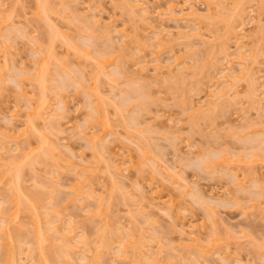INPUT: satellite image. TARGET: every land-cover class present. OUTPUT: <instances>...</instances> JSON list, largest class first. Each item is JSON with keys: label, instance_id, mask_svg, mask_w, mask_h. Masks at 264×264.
<instances>
[{"label": "rangeland", "instance_id": "1", "mask_svg": "<svg viewBox=\"0 0 264 264\" xmlns=\"http://www.w3.org/2000/svg\"><path fill=\"white\" fill-rule=\"evenodd\" d=\"M126 1L0 0V264H264V0Z\"/></svg>", "mask_w": 264, "mask_h": 264}, {"label": "bare ground", "instance_id": "2", "mask_svg": "<svg viewBox=\"0 0 264 264\" xmlns=\"http://www.w3.org/2000/svg\"><path fill=\"white\" fill-rule=\"evenodd\" d=\"M131 1H132V0H131ZM242 1H244V0H241V2H240V1L237 2L238 4H236L237 8H236V6H235V8H236V9H235V13L238 12V14H240V13H241V12H240V9H241V10L244 9V8L242 9V7H243V2H242ZM127 2L130 3V4H128ZM132 2H133V1H132ZM137 3H138V2H137ZM137 3L134 4V2H133V4H132V3L130 2V0L126 1V4H127L129 7H130V6L133 7V6L139 5V4H137ZM240 3H241V4H240ZM126 4H125V5H126ZM175 4H176V3H175ZM175 4L172 3L171 6H170V8H171L174 12H175V7H178V6H179V9H180L181 6H182V5H178V4L175 5ZM185 4H186V3H185ZM177 5H178V6H177ZM193 5H194V4H193ZM240 5H241V6H240ZM183 6H184V5H183ZM41 7H42L43 9H47L46 13L48 12L49 7H48L46 4H45V6L43 5V6H41ZM41 7H40V8H41ZM190 7L193 8L192 6H190ZM238 8H240V9L238 10ZM133 9H134V8H133ZM195 9H196V8H195ZM195 9L193 8V9L191 10L192 12H190L189 14H191L192 16H196V15L198 16V14H197L198 12H197ZM130 10H131V7H130ZM176 10H177V9H176ZM181 10L183 11V10H184V7H183L182 9H180V11H181ZM236 10H237V12H236ZM182 11H181V12H182ZM43 12H45V11H43ZM183 12H184V11H183ZM239 12H240V13H239ZM39 13L41 14V10H39ZM186 14H187V13H186ZM194 14H195V15H194ZM240 15H241V14H240ZM42 17H44L43 13H42ZM143 17L145 18L146 16H143ZM98 22H99V21H96L95 23L97 24ZM96 24H95V25H96ZM99 24H100V22H99ZM56 25H57L56 23H55V24H53V23L51 24V27H52V29H53L54 31H56V29L58 30V28H59L58 25H57L58 28H56V27H55ZM232 25H233L232 23L228 24V31H230L231 29H233L232 27H233L234 25H233V26H232ZM97 26H98V25H97ZM97 26H96V27H97ZM102 27H103L104 29H103ZM55 28H56V29H55ZM101 28H102V30H100V31H101L102 33L104 32L101 36H103V37L105 36V37H104L105 39H110V38L112 37L111 35H112L113 30H112V32H111V29H109V31L111 32V33H110L111 35H110V34H109V31H108L109 26H108V27H106V26H105V27H104V26H101L100 29H101ZM105 28H106V29H105ZM199 29H200V28H199ZM94 30H95L94 32H96V29H94ZM103 30H107V31H103ZM58 31H59V30H58ZM0 32H1V31H0ZM106 32L108 33V35L105 34ZM183 32H184V31H180V32H179V34H181V35H179V36H181V37H179V38L184 37L185 39H187L186 36L189 37V36L192 34V33H191V34H186V33H187L186 31H185L184 34H183ZM189 33H190V31H189ZM169 34H170V33H169ZM109 35H110L111 37H109ZM182 35H183V36H182ZM195 35H196V34H195ZM107 36H108V38H107ZM192 36H193V35H191L190 37H192ZM50 38H51V40H52V36H51ZM184 38H183V39H184ZM239 42H240V43H239ZM238 43L240 44V45H239V48H240V47L244 48V46H245L244 42H241V41L238 39ZM224 44H225V43H224ZM245 47H246V46H245ZM225 49H226V50H225ZM223 50H224V51H227V50H228L227 53H226L225 55L231 57V56H230L231 53L229 52V51H230V50H229V47L226 48V45H225V48H224ZM248 51H249V48L244 49V51H241V50L238 51V52H239V55L237 56L238 58H236V60L241 64V66H243V68L241 67V68H242L241 71L246 70V71H244L245 74L248 72L247 70H249V67H248V69H247V67H246V66H249V65H248V62H246V61H247V59H246L247 56H245V55L247 54ZM224 53H225V52H224ZM245 53H246V54H245ZM248 53H249V52H248ZM226 56H225V57H226ZM106 59H108V60H106ZM106 59H105L106 62H108L109 64L114 63L113 61L110 62L109 58H106ZM232 59H234V58H232ZM6 60H8L7 57H6ZM6 60H3V61L8 62V61H6ZM234 60H235V59H234ZM227 61H228V59H227ZM98 62H99V60H98ZM232 62H233V61H232ZM99 63H100V62H99ZM246 63H247V65H245ZM159 64H160V62H159ZM168 64H169V63H168ZM226 64H227V63H226ZM243 64H244L245 66H244ZM98 65H100V64H98ZM107 65H108V64H107ZM231 65H232V64H231ZM4 66H5V65H4ZM167 66L170 67L169 65H167ZM100 67H101V66H100ZM152 67H153V66H152ZM159 67L163 68V66H161V64L158 65V63H156V65L154 66V69H157V68H158V70L161 69V68H159ZM226 67H228V66H227V65L225 66V70H224V72L229 71V73L226 72L225 77H228V78L230 79V78H232V77L234 76L233 78L235 79V78H236V75L233 74V73H235V72H234L235 69H234V71L232 70V71L230 72V69H231V68L229 69V67H228V68H226ZM232 67H233V65H232ZM245 67H246V68H245ZM44 68L46 69V71L43 72L42 69H39V70H38V74H36V77H38L39 80H42L41 83H43V84L45 85L44 82H46V80H45L46 78H45L44 76L46 75L47 71H49V70H48L49 68H48V67H44ZM241 68H240V69H241ZM97 69H98L97 71H99V72L101 71V73L105 71V70L103 71V68H102V69L100 68L101 70H99V66H97ZM104 69H105V68H104ZM40 70H42V71L39 72ZM144 70H145V69H144ZM42 72H43V73H42ZM232 72H233V73H232ZM249 72H251V71L249 70ZM49 73H50V72H49ZM230 73H232V74H230ZM241 73H242V72H241ZM39 74H42V76H40ZM247 74H248V73H247ZM249 74H251V73H249ZM253 74H254V73H253ZM49 75H50V74H49ZM231 75H232V76H231ZM39 76H40V77H39ZM230 76H231V77H230ZM42 77H44V78H42ZM237 77H238V76H237ZM40 78H41V79H40ZM251 78H252V77H251ZM253 78H254V76H253ZM253 78H252V81L254 80ZM48 79H49V78H48ZM51 79H52V78H51ZM231 80H232V79H231ZM255 81H256V80H254L253 82L256 83ZM228 82H229V81H228ZM253 82H252V83H253ZM218 83H219V82H218ZM221 83H222V82H221ZM252 83H251V84H252ZM254 83L252 84L251 87H254V86L256 87V84H254ZM43 84H42V86H43ZM253 85H254V86H253ZM221 86H222V85H221ZM221 86H220V87H221ZM228 86L232 87V84H230V85L228 84ZM92 89H93V91H94V90L96 91V88H95V87L92 88ZM219 89H220V88H219ZM224 89H226V90L229 92V89H230V88H229V87L227 88V86H225ZM224 89H223V90H224ZM253 90L256 91V88H254ZM220 92H221V93H220ZM220 92H219V94H217L218 92H215V93H216V94H214V95H216L215 97H217V98H221L222 96H224V95L227 94V93L224 94V93L226 92L225 90H224V91H220ZM251 92H252V91H251ZM256 92H257V91H256ZM256 92H252V93H254L257 97L254 96V94L252 95V97H253V98L256 100V102H257V98L260 100V98H261L260 96H261L262 94L259 93V92H257V93L260 94V95L258 96ZM89 93L91 94V92H89ZM213 93H214V92H211V94H213ZM94 94H95V93H94ZM94 94L92 93L91 95L93 96ZM221 94H222V96H221ZM223 94H224V95H223ZM43 95H44V92H43L41 98H39V102H38L39 104H38V105H35V107L32 108L33 111H31V113H30V117H31V119L29 118L28 121H27V127H26V130H28L29 128H30V130H31V128H33V131H35V130H36L35 128L38 127V124H37V123H39L38 121H40L39 118L41 119V116L43 115V113H45V112L51 107V106H50V103L47 102L49 99L47 100V98H46V99L44 100V96L46 97V95H44V96H43ZM95 95L97 96V98L95 97V101L101 97V95H100L99 93H98V94L96 93ZM220 96H221V97H220ZM41 99H42V100H41ZM254 99H253V100H254ZM40 100H41V101H40ZM59 100H62V101L59 102V103L63 104V105H62L63 107L68 105V104L66 105V103H68L67 100H65V99H63V98H62V99H59ZM99 100H100V99H99ZM65 101H66V102H65ZM95 101H94V99H93V102H95ZM91 102H92V101H91ZM91 102H90V103H91ZM51 105H53V104H51ZM58 106L60 107V104H58ZM47 108H48V109H47ZM52 108H53V107H52ZM60 108H62V107H60ZM60 108H59V109H60ZM67 108H68V107H67ZM94 108H95V110H98V109H99V107H98L97 105H96V107L94 106ZM65 109H66V107H65ZM65 109H64V110H65ZM45 110H46V111H45ZM52 110H54V109H51V111H52ZM61 110L64 111L63 108H62ZM48 111H49V110H48ZM48 111H47V113L51 112V111H49V112H48ZM61 114H62V112H61ZM91 114H93V113H91ZM91 114H89V115H91ZM52 116H54V115H52ZM91 116H94V114L91 115ZM55 117H58V116L55 115ZM43 118H44V116H43ZM94 118L97 119V116L94 117ZM98 118L100 119L99 116H98ZM37 119H38V120H37ZM55 121H58L57 118H56ZM57 124H59V121H58ZM59 125H60V124H59ZM102 125H104V123H103ZM106 126H107V124L105 125V127H106ZM51 127H52V125H51ZM102 127H103V126H102ZM105 127H104V131H105V132H104V131H103V132H104V133H107V135H108V131H107V130H109V127H108V126H107V128H105ZM55 128H56V127H54V129H55ZM105 129H106V130H105ZM56 130H59V129H56ZM28 131H29V130H28ZM28 131H27V132H28ZM103 132H102V134L99 133L98 136H97L96 138H99V140H101L102 138H104V137H102L103 134H104ZM14 133H15V132H14ZM105 135H106V134H104V136H105ZM107 135H106V136H107ZM13 136H15V135L13 134ZM48 140H49V138H47L48 145L51 146L52 149H54V151H55L56 148H58V144H57L58 142H55V141H53V140L51 141V139H50L49 141H48ZM103 141H104V142H103ZM51 142H52V143H51ZM105 142H106L105 139H103V140H101L100 143H103V145H106L107 142H106V143H105ZM51 144H52V145H51ZM55 144H57V145H55ZM54 146H55V147H54ZM104 150H105V149H104ZM106 150H107V149H106ZM57 151H59V149H57ZM58 153H59V152H58ZM26 154H27V153H25V155H26ZM26 156H27V155H26ZM115 157H116V156H115ZM115 157H114V159H111V160H109V161H108V158H113V155H111V157L109 156L108 158H106V159H107V160H106V162H107L106 165H108V167H109V168H108L109 172L111 171L110 169L113 168V169H115L114 171H118L119 173H121V171H122V166L120 165V163H118V162H120V161L115 162V161H116V158H115ZM56 159H57V158H54V162H58ZM117 159H118V158H117ZM55 160H56V161H55ZM106 168H107V167H106ZM123 168H124V167H123ZM123 170H124V169H123ZM78 171H79V172H81V171L83 172L84 170H83V169H80V170H78ZM78 171H77V173H78ZM85 171H86V170H85ZM124 171H125V170H124ZM17 173H18V172H17ZM84 173H86V172H84ZM84 173H83V175H85ZM110 174L113 175L112 173H110ZM81 175H82V174H81ZM18 176H19V175H18ZM114 176H115V175L112 176V179H113L114 182H112V181H111V182H112V184L114 183V185H116V183H118V180L116 179V177L114 178ZM235 176H236V175H235ZM82 177H83V176H82ZM82 177H81V178H82ZM77 179H79V178H77ZM112 179H111V180H112ZM115 179H116V180H115ZM9 183L11 184V181H10ZM18 184H19V183H18ZM118 185H119V187L121 186L120 184H118ZM118 185L116 186V188L118 187ZM16 186H17V185H16ZM16 186H15V187L13 186V190H11V191H13V192L15 191V192H16V190H17L18 188H20V186H19V187H16ZM79 186H80V185H79ZM83 186H84V184H83ZM10 187H12V186H10ZM80 187H81V186H80ZM113 187H114V186H113ZM119 187H118V188H119ZM15 188H16V189H15ZM82 188H84V187H82ZM114 188H115V187H114ZM76 189H78V188H76ZM76 189H74V190H75V191H74L75 194L78 192V191H76ZM51 190H52V191H55V188H53V189L51 188ZM81 192H82V191H81V189H80V192H79L78 194H80ZM18 194H19V193H18ZM14 195H15V194H14ZM17 197H19V196H17ZM14 198H15V197H14ZM15 199H16V198H15ZM20 201H21V199L19 200V198H17V200H16V202H15V203H17V204L15 205V207H16V212L12 213V215H13V214H17V213L19 212V210H22L21 204L23 203V201H22L21 203H20ZM23 204L25 205V203H23ZM23 204H22V205H23ZM27 204H29V203H26V206H24V205H23V206L26 208V207L28 206ZM37 204H38V203H37ZM37 204H36V205H37ZM31 206H32V205H30V206H28V207H31ZM20 207H21V208H20ZM28 207H27V208H28ZM19 208H20V209H19ZM27 208H26V209H27ZM32 208H33V207H32ZM12 215H11V216H7V217H8V218H11ZM13 218H14V217H13ZM9 223H10V224H6L5 226L11 227V226H12V223H11V222H9ZM8 227H7L5 230H7L8 233H9V230H11V229H9ZM52 227H53V229H54V228L57 229L59 226L56 224V226H52ZM8 229H9V230H8ZM56 229H54V230H56ZM5 230L3 231L4 233H6ZM56 231H57V232H56V236H57V238H58L59 236H60L59 239H61L62 237H63V238L65 237L64 239L67 238V239H66L67 241L64 240V239H61V240L63 241V244H62L61 247H64V248L69 247V245L67 246V244H70V245H71V243H72L73 241H76V240H77V239H75V237H73V236H72V237L74 238V240H72L73 238H72L71 236H69V237H71L72 239L68 238V237H67L68 234H66V233H64L65 235L59 233V232H58V229H57ZM3 232H2V235L6 236L5 234H3ZM10 232H12V231H10ZM37 232H38V230H37ZM6 234H7V233H6ZM10 234H11V233L7 234L8 237L6 238L5 243L3 244V246H4V245H7V244H11V243L13 242V245H14V246H13V245L11 244L12 246H11V245H8L9 247H7V246L4 247V251L7 252V250H10V251H8V252H11V253H12V256H11V255H9V254H11V253L8 254V253L5 252L6 255L8 254L9 256H11V257H9V256L7 255L8 259H10V260H7V261H8L7 263H9V264H18V263H17V262H18V258L16 259V255L18 254V251H17V250H18V246H20V245H19V241H18L17 237L15 238L13 235H11V236H13V238H15V239L17 240V242H16V241H12V242L9 241V242H8L9 239H10V240L13 239L12 237L9 238V235H10ZM57 234H58V235H57ZM15 236H16V235H15ZM40 236H41V234H40V235L37 234V237H38V238H39ZM191 238L193 239V241H198V240H199L198 238H195V237H191ZM44 239H45V237L43 238V236H41V239H40V238L37 239V241H40V242L37 243V245H36V247H38L37 250H38V252H39V254H40L39 258H41V260H39V261H40L39 264H52V263H53V262H52L53 260H52L51 257H53V256H51L52 253H50V251H49V250H50V247H47V246L44 245V244H45L44 241H46V239H45V240H44ZM47 239H48V238H47ZM68 239H69V241H68ZM13 240H14V239H13ZM70 240H71L72 242H70ZM42 241H43V242H42ZM65 241H66V243H67V242H68V243L64 245V242H65ZM79 241L82 242L83 240H77L78 243H77V242H75V243L73 242L74 245H73V244L71 245L72 248L69 247L70 250H74V248H75V249H77V250H79V251H80V250L82 251V248H83V247H81V245H79V243H80ZM6 242H7V243H6ZM47 242H48V241H46V245H47ZM50 242H51V241H50ZM15 243H16L17 246H15ZM52 243H56V242L53 241ZM76 243H77L78 245H77ZM52 245H53V247H55L54 244H52ZM73 246H74V247H73ZM75 246H76V247H75ZM119 246H121V244H120ZM10 247H11V248H10ZM46 247H47V248H46ZM77 247H78V248H77ZM124 247H128V246H126L125 242H124ZM6 248H7V250H6ZM19 248H20V247H19ZM48 248H49V249H48ZM57 248H58V247H57ZM118 248H119V247H118ZM120 248L122 249V247H120ZM15 249H16V250H15ZM121 249H120V250H121ZM56 250H57V249H55V250L52 249L53 254L55 253V255H57ZM63 250H64V249H63ZM70 250H69V251H70ZM125 250H126V248H125ZM16 251H17V254H16ZM54 251H55V252H54ZM121 251H122V250H121ZM71 252H74V251H71ZM125 252H126V251H125ZM125 252H124V253H125ZM66 253L68 254L69 252H66ZM53 254H52V255H53ZM67 254H66V255H67ZM68 255L70 256L71 254L69 253ZM17 257H18V255H17ZM6 259H7V258H6ZM5 264H6V263H5ZM20 264H21V263H20ZM149 264H150V263H149Z\"/></svg>", "mask_w": 264, "mask_h": 264}]
</instances>
